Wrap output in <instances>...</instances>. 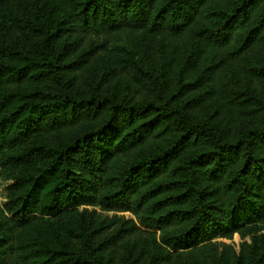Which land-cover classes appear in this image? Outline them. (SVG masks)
<instances>
[{
    "label": "trees",
    "instance_id": "16d2710c",
    "mask_svg": "<svg viewBox=\"0 0 264 264\" xmlns=\"http://www.w3.org/2000/svg\"><path fill=\"white\" fill-rule=\"evenodd\" d=\"M30 1L0 7L16 19ZM227 4L41 0L32 20L1 27L0 170L15 176L0 184V264H181L179 252L205 239L264 224V119L240 126L220 98L204 112L190 64L180 69L167 50L190 28L197 60L234 41L240 51L264 43V0ZM122 29L173 39L159 74L107 54L94 81L90 59ZM235 101L264 110L253 92Z\"/></svg>",
    "mask_w": 264,
    "mask_h": 264
},
{
    "label": "rangeland",
    "instance_id": "374dc122",
    "mask_svg": "<svg viewBox=\"0 0 264 264\" xmlns=\"http://www.w3.org/2000/svg\"><path fill=\"white\" fill-rule=\"evenodd\" d=\"M238 0H227L231 5ZM41 6V0H31L28 4L29 10L24 16H17L12 19L7 6L0 7V29L12 24L23 26L25 20H32L37 14V10ZM216 10H224L223 4H216ZM14 20H18L15 22ZM194 31L190 28L185 34L176 38L168 47L173 48V55L177 56V66L180 69L186 62L190 64L192 70V78L199 80L197 90L206 94L204 112L210 111L214 105V98H220L229 102L231 112L235 122L240 126H247L254 122L264 119V110L253 114L246 108L237 105L235 99L245 93H255L264 100V43H258L253 48L247 50L238 49L241 42H231L224 47L215 49L210 53V57L206 55L197 60L195 55L196 48L199 43L195 40ZM14 38L17 44L22 47L29 46V35L23 29H15ZM0 36V42H2ZM103 38H94L97 46H102ZM170 40H161L160 36L147 34L142 31H130L122 29L110 37L109 48L98 49L95 56L90 59V65L87 68L89 74L94 78L102 76V71L106 68L105 61H101L103 55L117 61L133 57L134 60L141 63L143 68L159 74L163 64V54L161 48ZM114 52H118L114 57ZM98 57V58H97ZM216 63L217 69L212 74H208L209 65ZM137 91L129 92L130 98L139 99L141 95H136ZM208 94V95H207ZM264 103V101H263ZM264 105V104H263ZM12 171L0 170V184L6 183L14 177ZM121 208L114 209L110 213H119L120 215L134 219V215L130 213L118 212ZM245 220V218H244ZM42 233L40 230L37 231ZM148 240L149 252L153 251V236L146 235ZM194 249H187L179 252L178 261L181 264H223L225 257L228 256L229 264H236L243 255L245 262L243 264H262L260 261L264 251V224L261 223H245V228L239 229L237 233H233L227 238L216 235L214 238L205 239L201 245Z\"/></svg>",
    "mask_w": 264,
    "mask_h": 264
}]
</instances>
